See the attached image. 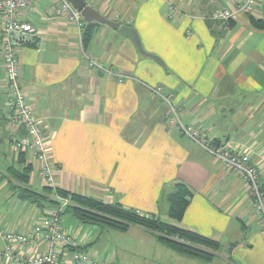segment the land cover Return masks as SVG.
Segmentation results:
<instances>
[{
  "label": "crops",
  "instance_id": "crops-1",
  "mask_svg": "<svg viewBox=\"0 0 264 264\" xmlns=\"http://www.w3.org/2000/svg\"><path fill=\"white\" fill-rule=\"evenodd\" d=\"M86 1L105 18L134 28L144 50L160 62L100 23L91 26L93 34L84 48L76 26L56 15L57 1L35 0L24 12L37 38L18 48L20 82L43 125L55 187L164 215L160 217L167 221L163 196L185 184L193 195L178 226L220 247L212 260L203 261L164 246L138 226L104 233L64 214L63 229L103 264L134 246L133 239L136 254L151 252L152 264H264V229L246 183L171 125L167 105L151 91L162 87L174 97L186 124L218 145L248 155L264 188V0H255L254 11L229 21L225 31L208 21L245 0ZM170 3L181 11L173 19L168 18ZM90 60L132 79L119 82L91 67ZM0 84L5 85L2 65ZM23 133L8 126L0 101L1 232L26 233L51 210L19 196L14 172L29 168L36 192L47 186L39 175L40 163L14 148ZM101 242L103 252L100 247L94 252L92 245ZM4 248L0 237V252ZM45 250L42 240L22 248L24 253ZM71 253H63L62 264H72ZM0 264H6L2 256Z\"/></svg>",
  "mask_w": 264,
  "mask_h": 264
},
{
  "label": "built area",
  "instance_id": "built-area-1",
  "mask_svg": "<svg viewBox=\"0 0 264 264\" xmlns=\"http://www.w3.org/2000/svg\"><path fill=\"white\" fill-rule=\"evenodd\" d=\"M35 0H0V28L2 43L0 46V65L5 72V85L0 84V101L3 103L4 117L9 127L23 130L25 134L14 141L18 152L26 153L40 163V177L47 186L55 187V175L49 158L47 137L41 121L31 110L27 92L21 86L20 59L18 48L31 45L37 38V29L23 18ZM57 1L56 15L65 17L76 26L82 44V31L86 24L84 18L69 0ZM255 0L238 2L232 7L217 11L211 18L214 23H228L238 15L254 11ZM181 14L180 9L170 3L168 18L173 19ZM227 27H225V30ZM91 67L101 70L106 75L115 77L119 82L131 80L129 75L117 74L103 65L90 60ZM168 107V122L181 133L193 139L204 151L209 153L225 169L235 172L247 185L248 195L254 211L260 216L264 229V188L257 167L251 164L250 158L244 153H238L228 147L215 144L207 139L192 125L186 124L173 103V96L165 94L162 87L151 88ZM62 207L50 210L40 224L26 233L1 232L0 237L5 248L0 256L6 264H62V255L71 251L72 264H103L93 253L80 249L77 240L66 232L61 223L62 209L68 200H60ZM44 241L46 250L40 253H24L25 246H36L38 241Z\"/></svg>",
  "mask_w": 264,
  "mask_h": 264
},
{
  "label": "trees",
  "instance_id": "trees-1",
  "mask_svg": "<svg viewBox=\"0 0 264 264\" xmlns=\"http://www.w3.org/2000/svg\"><path fill=\"white\" fill-rule=\"evenodd\" d=\"M208 22L211 27L215 24L211 21ZM229 23L231 24L229 25ZM219 24L221 30L225 31V27L231 26L232 22L218 23L217 25ZM253 24L263 25V23L255 21H253ZM92 25L93 23L84 25L82 31V45L84 48L88 46L91 40ZM20 153L27 155L23 152ZM13 175L20 182L21 187L18 188V192L21 199L29 201L40 208L48 203L51 210H58L62 207L61 199L68 200V204L62 209L61 216L64 214L72 215L82 224L122 233L126 232L131 226H138L151 233L164 246L183 256L203 261L212 260L219 250L220 245L217 241L178 226L193 195L185 184H177L169 194L163 196V202L168 208L167 216L175 223L171 224L162 220L160 216L143 214L134 209L125 208L118 203H105L93 197L70 193L56 187L46 186L41 193L36 192L30 185L29 168L23 173L14 172ZM45 192L54 193V199L48 201Z\"/></svg>",
  "mask_w": 264,
  "mask_h": 264
},
{
  "label": "water",
  "instance_id": "water-1",
  "mask_svg": "<svg viewBox=\"0 0 264 264\" xmlns=\"http://www.w3.org/2000/svg\"><path fill=\"white\" fill-rule=\"evenodd\" d=\"M69 1L76 10L81 12L86 24L100 23L107 25L115 30H118L122 35L126 36L133 42V44L135 45V47L137 48L140 54L149 57L151 59H154L157 62H160L159 57L149 54L144 50L139 35L134 28L128 25L116 23L114 21L105 18L97 10L89 6L86 0H69Z\"/></svg>",
  "mask_w": 264,
  "mask_h": 264
},
{
  "label": "rangeland",
  "instance_id": "rangeland-1",
  "mask_svg": "<svg viewBox=\"0 0 264 264\" xmlns=\"http://www.w3.org/2000/svg\"><path fill=\"white\" fill-rule=\"evenodd\" d=\"M45 193L47 194L46 197L48 198V201H51V200L54 199V196H55L54 193L53 194L51 192H45ZM55 198L60 199L59 197H55ZM160 216H164V215H160ZM165 219L167 220L165 222H169L170 221L168 216H166ZM94 229H96L97 231H104V233L107 232V230H103V229H100L98 227H95ZM107 233H113V232L110 231V232H107ZM133 241H134V246H135V242L137 241V239H133ZM134 246L131 243L129 245V247L123 249L124 250L123 252L119 251L117 253V256L114 259V261L112 263H109V264H152L151 252H143V253H140V254L139 253L136 254ZM98 247H100V250H99ZM92 248H93L94 252L97 251V249L99 251L103 252V250L105 249V243H103V242H101L100 244L97 243L95 245H92ZM98 260L100 261V259H98Z\"/></svg>",
  "mask_w": 264,
  "mask_h": 264
}]
</instances>
